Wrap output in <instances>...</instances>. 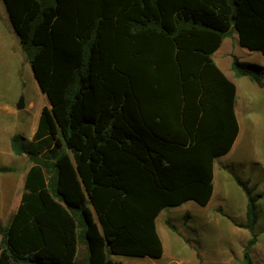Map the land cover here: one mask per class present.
<instances>
[{
	"label": "trees",
	"instance_id": "16d2710c",
	"mask_svg": "<svg viewBox=\"0 0 264 264\" xmlns=\"http://www.w3.org/2000/svg\"><path fill=\"white\" fill-rule=\"evenodd\" d=\"M1 2L48 105L30 141L10 138L30 166L0 228V264L159 259L156 218L187 202L208 205L214 163L239 134L235 84L212 54L234 31L264 59V0ZM230 69L264 88L260 65L232 58ZM231 177L246 199L244 222L216 212L249 233L241 264H252L256 199Z\"/></svg>",
	"mask_w": 264,
	"mask_h": 264
},
{
	"label": "rangeland",
	"instance_id": "374dc122",
	"mask_svg": "<svg viewBox=\"0 0 264 264\" xmlns=\"http://www.w3.org/2000/svg\"><path fill=\"white\" fill-rule=\"evenodd\" d=\"M222 48L230 61L232 58L241 62L255 59L244 53L234 31L222 41ZM254 54L258 57L254 63L264 67L261 56ZM262 77L264 79V75ZM258 90L260 93L252 95L248 107H244L238 97L239 134L230 152L214 163L213 195L208 205L199 207L187 202L177 208H165L156 218V228L161 237L163 235L166 254L155 263L241 264L249 233L234 225L244 222L246 203L243 192L232 180L231 174H234L253 189L257 238L249 254L252 264H264V88ZM20 98H23L24 108L18 111L15 105ZM46 105L47 99L37 87L0 0V165L12 168L9 174L14 179L24 172L29 162L26 157L11 153L10 138L21 134L30 141L40 111ZM218 207L234 223L220 216L216 212ZM165 220L176 226L180 237L166 228ZM111 259L119 264L143 263V259L134 257L111 256Z\"/></svg>",
	"mask_w": 264,
	"mask_h": 264
},
{
	"label": "crops",
	"instance_id": "0c3cea01",
	"mask_svg": "<svg viewBox=\"0 0 264 264\" xmlns=\"http://www.w3.org/2000/svg\"><path fill=\"white\" fill-rule=\"evenodd\" d=\"M222 49L223 48H222V42H221L219 48L212 54V60L216 64V66L223 72V74L235 84V87H236L235 113H236V106H237L238 97H240L242 105L244 107H248L250 105L251 101L253 100L252 95L259 94L260 92H259L256 84L253 83L252 81H250L248 78H246V77H241V78L234 77V74L230 69L231 61L225 56ZM242 49H244V48H242ZM244 53L248 54V56H250V57H251V55H252V57H255V59L251 60L252 62H248V63H254V61H256L258 58L255 54L253 55V53H257V52H250V51L244 49ZM258 54L260 55V53H258ZM261 58H262V56H261ZM263 69H264V67H263ZM226 71H227V73H226ZM29 166H30V163L26 167L24 172L17 179H14L11 176V174H9L10 172H0V228L1 229L7 228L13 214L15 213V211H16L19 203H20L21 194L23 192L24 178H25V174H26ZM0 167H3V166L0 165ZM4 167H6V166H4ZM157 233H158V236H159V238L162 242V246H163L162 256L163 255L165 256L166 246H165V244H163V241H164L163 235L161 237L158 230H157ZM0 242H1V237H0ZM134 258H138V257H134ZM160 258L159 259H150L148 257H143L141 259H143L142 260L143 263L162 264V263H155L156 260H161ZM170 258L175 259L176 257L170 256Z\"/></svg>",
	"mask_w": 264,
	"mask_h": 264
},
{
	"label": "water",
	"instance_id": "95a60500",
	"mask_svg": "<svg viewBox=\"0 0 264 264\" xmlns=\"http://www.w3.org/2000/svg\"><path fill=\"white\" fill-rule=\"evenodd\" d=\"M15 108H16V110H18V111H20V110H22V109L24 108L23 98H20V99L17 101V103H16V105H15Z\"/></svg>",
	"mask_w": 264,
	"mask_h": 264
}]
</instances>
